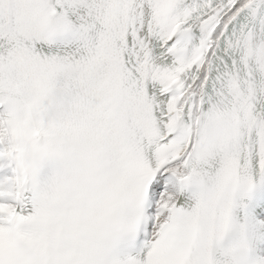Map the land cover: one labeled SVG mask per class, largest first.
I'll return each instance as SVG.
<instances>
[{"label":"snow or ice","instance_id":"obj_1","mask_svg":"<svg viewBox=\"0 0 264 264\" xmlns=\"http://www.w3.org/2000/svg\"><path fill=\"white\" fill-rule=\"evenodd\" d=\"M0 264H264V0H0Z\"/></svg>","mask_w":264,"mask_h":264}]
</instances>
